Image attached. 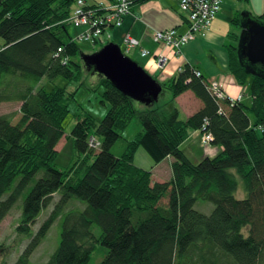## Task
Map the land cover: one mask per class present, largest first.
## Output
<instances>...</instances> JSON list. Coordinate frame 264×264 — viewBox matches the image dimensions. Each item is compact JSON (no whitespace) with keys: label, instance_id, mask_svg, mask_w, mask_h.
<instances>
[{"label":"trees","instance_id":"trees-1","mask_svg":"<svg viewBox=\"0 0 264 264\" xmlns=\"http://www.w3.org/2000/svg\"><path fill=\"white\" fill-rule=\"evenodd\" d=\"M76 1L0 0V102H22L16 122L13 114L0 115V224L25 194L18 229L30 235L15 264H32L58 219L60 242L44 264H90L95 242L106 249L101 264H264V70L240 58L241 32L229 33L235 43L226 44L229 71L246 88L241 100L220 99L212 79L189 63L165 81L155 77L171 97L149 105L100 75L102 102L110 108L103 119L89 112L78 118L71 137L86 161L67 172L56 166L57 145L79 88L48 91L39 83L63 76L83 85L86 70L95 74L69 32ZM255 17L264 21V14ZM233 23L242 31L241 15ZM186 91L202 106L181 119L175 98ZM134 118L143 131L114 153ZM193 131L210 133L221 153L194 163L182 148ZM93 134L97 148L89 146ZM140 146L155 163L174 158L170 180L156 181L151 169L135 164ZM56 194L53 210L33 232ZM73 199L85 208H68ZM199 200L214 210H197Z\"/></svg>","mask_w":264,"mask_h":264},{"label":"rangeland","instance_id":"rangeland-1","mask_svg":"<svg viewBox=\"0 0 264 264\" xmlns=\"http://www.w3.org/2000/svg\"><path fill=\"white\" fill-rule=\"evenodd\" d=\"M234 0H228L227 3L223 6V10L219 14V27L223 30L224 33H232L240 34L241 27L234 24L233 18H240V15L244 12L246 2H240V5L237 6V10L240 12L234 14L232 6L234 5ZM242 17V16H241ZM233 24V25H232ZM154 31V30H153ZM152 31V32H153ZM69 32L73 35V37L77 38L80 28L75 27L70 24ZM236 37V36H235ZM77 44L80 46L82 51L86 54L94 53L99 50L104 43H92L89 41H83L77 39ZM113 41V40H109ZM108 41V42H109ZM121 45L122 42H119L118 39H114V42ZM240 41V39H239ZM239 41H236V45L239 46ZM227 42L230 44L235 43L231 41L229 37ZM139 50V49H138ZM126 55L137 61L142 67L146 69L145 61L147 58H143L140 55V52L136 49H132ZM162 67V66H160ZM147 70V69H146ZM84 83L83 85H79L78 82H71L64 78L63 76H59L53 81L48 79H43L40 83V87H44L46 90L50 91L55 85L64 87L67 90L73 92L78 89V93L76 94V101L71 104L70 112L64 120V126L66 129V136L62 138V140L57 145L58 150V158L56 160V166L60 169L67 170L70 172L72 167L75 164L80 165L86 161L85 154L81 153L74 144V138L71 137V132L73 127L78 121L79 117H82L85 113H91L98 119H103L109 108L110 103L105 101L102 102L103 97L102 93L104 91L103 86L100 85L101 76L98 74H92L91 71H85ZM243 89V88H242ZM243 93L246 92V88L243 89ZM185 93V92H184ZM182 93V94H184ZM181 94V95H182ZM179 95V96H181ZM178 96V97H179ZM171 97L169 92L162 93L159 97V103L166 102ZM184 99L181 102V111L180 116L181 119H186V114L189 111L188 106H193L190 102H186ZM176 101V98H175ZM22 102L20 101H7L0 102V115L4 114H13L14 121L16 122L20 117V108ZM180 110V108H179ZM143 131L142 123L139 119L134 118L129 125L122 131L123 138L114 146L113 152L116 154H120L126 145L127 140L135 139L139 133ZM195 132V131H193ZM191 133L189 138L183 143L182 148L185 150L186 154L189 158L194 162L198 163L203 158L215 157L219 153H221L222 147L219 145H213L212 143H206L203 141V134L198 131L195 133ZM97 140H100L98 135L93 134ZM126 140V141H125ZM90 146V145H89ZM94 159L91 158L88 160L91 163ZM135 164L142 168H150V164L154 163L157 165L159 163H155L147 150L140 146L135 154ZM153 165V164H152ZM71 168V169H70ZM152 171V169H151ZM153 173V171H152ZM157 177L166 179L168 177V172H166V164H163L157 170ZM154 178V175H153ZM237 196H241V191L239 190ZM61 197V196H60ZM25 194H23L18 201L15 203L9 214L4 218L2 223L0 224V264H15L20 254L25 249L27 243L30 241V235L27 232H21L18 229V226L21 224L22 220V212L24 206ZM59 200V194L54 196L53 203L45 209L40 216L38 217V221L36 225L32 228V231L35 232L39 226L44 222V220L49 216L51 211L54 208L55 202ZM196 209L205 213L210 214L214 210V204L210 201L199 200L196 205ZM68 208H74L77 210L84 209L85 203L80 200L73 199L71 203L68 205ZM93 232L96 237H99L101 234V228L99 225H93ZM62 230V220L58 219L50 228V231L45 238V240L40 244L37 250L34 252L31 258L32 264H44L53 251L57 248L60 242V234ZM106 254V249L99 243L95 242V249L93 251V256L90 264H101L102 259Z\"/></svg>","mask_w":264,"mask_h":264},{"label":"crops","instance_id":"crops-1","mask_svg":"<svg viewBox=\"0 0 264 264\" xmlns=\"http://www.w3.org/2000/svg\"><path fill=\"white\" fill-rule=\"evenodd\" d=\"M96 1L108 2L109 0H89V2ZM227 1L228 0H224L221 10H223V6ZM234 1V5L232 6L234 14L235 12H240V10H237L236 8L242 1L246 2L244 12H249L254 16L264 14V0ZM219 14L206 36L193 40L182 47L180 51L167 47L165 44L156 43L152 39V31L155 29L167 30L178 28L181 31L187 29V24L179 9L177 0H135L132 12L125 17L124 24L119 28L110 30V32L112 33L113 42L114 39H118L119 42H122L123 36L126 33H130L138 38L141 41L142 46L151 52V54L146 57L142 56L140 53L143 58H147L145 61L146 69L159 81H165L176 75L183 68L184 64L189 63L198 67V69L205 76L211 78L212 81L221 84L225 92L236 97L239 94H243V89L238 85L234 76L229 71V56L226 47L229 34L224 33L219 27V21H221L218 18ZM136 50L139 51L138 49ZM159 55H164L168 58V62L163 67H160L158 64ZM184 99H186V102H190L193 105L188 106L189 111L187 112L186 117L193 114L202 106V102L192 91H186L184 94L176 98V103L180 108V111L182 109L181 102ZM173 162L174 158L168 156L157 165L151 163L149 166L153 171L154 179L156 181L170 180L173 175ZM163 164H166V172H168V177L166 179H161L156 175L157 170Z\"/></svg>","mask_w":264,"mask_h":264},{"label":"built area","instance_id":"built-area-1","mask_svg":"<svg viewBox=\"0 0 264 264\" xmlns=\"http://www.w3.org/2000/svg\"><path fill=\"white\" fill-rule=\"evenodd\" d=\"M179 9L185 16L187 29L181 31L178 28L167 30H154L152 39L156 43L165 44V46L181 50L182 47L197 38L206 36L213 26V22L220 13L224 0H177ZM135 0H109L108 2L89 0H77L75 7L70 14L67 22L75 27L80 28V32L75 40L89 41L92 43L107 44L112 40L110 30L119 28L124 24L125 17L132 12ZM122 50L125 54L132 49H139L142 56L146 57L151 52L142 46L141 41L126 33L123 36ZM62 49H59L61 52ZM168 58L164 55L158 56V64L164 66ZM198 75L201 74L199 71ZM212 90L220 99L229 97L231 101L241 100L242 94L234 97L224 91L222 85L212 81ZM210 133L203 134V141L211 142ZM100 140L94 136L89 138L90 147H99Z\"/></svg>","mask_w":264,"mask_h":264},{"label":"water","instance_id":"water-1","mask_svg":"<svg viewBox=\"0 0 264 264\" xmlns=\"http://www.w3.org/2000/svg\"><path fill=\"white\" fill-rule=\"evenodd\" d=\"M239 56L248 67L260 64L264 70V21L249 12L241 14ZM88 70L106 77L125 95L142 104L159 100L163 87L137 61L126 55L121 45L109 42L94 53L81 55Z\"/></svg>","mask_w":264,"mask_h":264}]
</instances>
